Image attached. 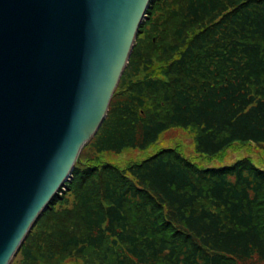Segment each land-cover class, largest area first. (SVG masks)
I'll return each mask as SVG.
<instances>
[{"label": "trees", "instance_id": "16d2710c", "mask_svg": "<svg viewBox=\"0 0 264 264\" xmlns=\"http://www.w3.org/2000/svg\"><path fill=\"white\" fill-rule=\"evenodd\" d=\"M264 0H151L97 133L10 264H264Z\"/></svg>", "mask_w": 264, "mask_h": 264}, {"label": "water", "instance_id": "95a60500", "mask_svg": "<svg viewBox=\"0 0 264 264\" xmlns=\"http://www.w3.org/2000/svg\"><path fill=\"white\" fill-rule=\"evenodd\" d=\"M151 0H0V264L106 118Z\"/></svg>", "mask_w": 264, "mask_h": 264}, {"label": "rangeland", "instance_id": "374dc122", "mask_svg": "<svg viewBox=\"0 0 264 264\" xmlns=\"http://www.w3.org/2000/svg\"><path fill=\"white\" fill-rule=\"evenodd\" d=\"M177 128L179 130L177 129L171 130L170 132H168L167 134L163 136V138L161 139V142L158 145L156 144L155 146L151 147L149 150L145 152H141L137 150H127L121 154H117L116 156H111L112 158H115L112 161L116 163H119V162L122 163L130 159H136V158L142 159L148 156L149 153L157 150L158 146H163L162 144H165V145L179 146L186 155H188L192 160L196 161L202 166L218 167V166H222L225 164H232L238 158H241L246 155H250L260 165H263L264 163L263 161L259 162L255 158L259 156V153H260V151L258 149H255V147H252L251 149H249V147H242L241 149H232L228 151V154L222 158L208 160L207 158L198 155V153L195 150L194 131L185 130L184 128H181V127H177Z\"/></svg>", "mask_w": 264, "mask_h": 264}]
</instances>
